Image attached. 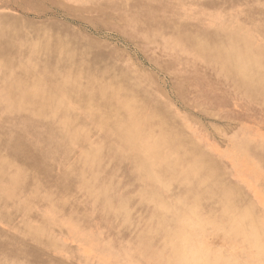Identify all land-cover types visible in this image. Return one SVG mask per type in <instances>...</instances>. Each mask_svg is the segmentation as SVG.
<instances>
[{
    "label": "rangeland",
    "instance_id": "1",
    "mask_svg": "<svg viewBox=\"0 0 264 264\" xmlns=\"http://www.w3.org/2000/svg\"><path fill=\"white\" fill-rule=\"evenodd\" d=\"M51 1L54 4L50 0H0L2 24L9 23L12 27L16 19L15 22L27 25L51 26L60 38L79 36V48L73 49L92 67L93 77L115 81L119 93L149 120L148 128L164 129L189 158H200L201 163L227 184L236 185L241 198L244 196L254 205L260 231L264 233V170L256 158L241 151L239 144L245 138L252 140V146L264 144V102L256 99L255 103L247 98L248 90L238 83L237 73L225 78L217 69H207L186 47L185 41L179 47L172 40L181 39L184 31L209 37V42L227 36L223 31L216 36V32H211L214 30L198 21L201 17L206 21L198 14L207 13L206 17L218 11L224 25L241 28V34L260 53L264 65V0H205V4L202 0ZM109 2H114L117 12H106ZM102 6L104 11L100 10ZM186 15L190 17L185 19ZM3 54L4 58L13 57L11 50ZM44 56L41 63L49 61ZM123 72L129 73V77H122ZM43 73H46L43 68L37 71L39 75ZM4 77L10 81V76L0 71V160L13 163L9 175L17 169L23 175L22 188L15 199L0 200V209L8 214L6 219L10 222L0 233L4 244L0 248V264H165L172 250L167 232L160 228L155 216L158 213L155 203L144 194L145 183L140 173L134 171V164L116 157L117 141L95 123L86 122L87 141L69 151L64 160L50 163L48 174L39 166L13 160L9 152L12 147L3 143L7 132L15 131L10 125L22 114L9 109L16 99L13 94L5 93ZM21 77L18 79L24 82L26 77ZM40 86L46 88L45 84ZM48 127L57 132V125ZM12 142L9 137L8 143ZM88 143L104 146L94 165L84 158ZM234 147H239L241 152L232 153ZM248 167L253 173L261 172L252 182L240 174ZM162 191L170 201L184 194L183 187ZM26 199H30L31 210L25 212L18 207L11 210L9 205L13 201ZM121 203L124 208L120 209ZM168 215L170 222H174L169 225L168 233L174 235L180 230V223ZM66 221L78 222V231L71 226L67 232L63 223ZM27 223L38 229L43 243L28 233ZM203 232L190 244L191 248H200L190 254L200 257L199 264L204 261L217 264L221 257L238 253L244 260L248 259L247 238L235 233L231 226L207 224ZM85 236L89 244H85ZM43 244L48 247L43 248ZM25 250L32 252L31 258Z\"/></svg>",
    "mask_w": 264,
    "mask_h": 264
},
{
    "label": "bare ground",
    "instance_id": "2",
    "mask_svg": "<svg viewBox=\"0 0 264 264\" xmlns=\"http://www.w3.org/2000/svg\"><path fill=\"white\" fill-rule=\"evenodd\" d=\"M201 2L205 4V0ZM50 3L54 4L51 0ZM61 6L70 13L64 5ZM100 10L104 11V6ZM108 10L117 12L114 2H109L106 12ZM118 14L123 18L121 13ZM205 14L207 13L198 15L204 16L206 21L203 17L198 21L202 22L204 27H209V30H214L211 32H216V36L222 31L226 32L227 36L209 42L207 40L209 37L184 31L181 39H172L174 43L180 47L185 41L186 47L194 52L199 62L209 70L217 69L225 78L237 73L238 83L248 90L247 98L255 103L264 102V65L260 61V53L246 41L240 27L224 25L218 11H213L206 17ZM188 15L184 18L190 17ZM2 20L3 17H0V71H5L10 76V81L5 77L2 81L5 93L13 94L16 99L9 105V109L22 114L21 118H17L14 124L10 125L15 131L7 132L8 137L3 143L6 147V144L12 147L9 148V152L13 160H23L24 164L39 166L43 170L46 169L48 174L50 163L64 160L69 151L71 152L82 141H87L85 125L86 122L92 121L98 129L105 131L106 135H111L117 141L115 149L123 156L116 151V157L130 160L134 164V171L140 173L142 182L145 183L144 194H148L147 199L155 203L158 212L155 216L159 220L160 228L167 232V242L172 250L169 257L171 259L166 258L165 264H199L200 257L190 254L200 248H191L190 244L196 240L198 234L204 233L203 226L207 224L215 227L231 226L235 233L245 235L249 246L247 248H250L247 260L238 253L240 256L221 257L217 264H264V233L260 231L254 205L244 196L241 198L236 185L227 184L214 170L201 163L200 158H189L164 129L148 128L149 124L146 123H149V120L143 117L140 108H135L129 99L119 93L120 87L115 81L95 79L90 71L92 67L83 61L82 56L78 57L79 55L75 54L76 49H73L79 48V36L60 38L61 36L52 32L53 29L48 25H27L25 22L17 23L16 19H13L15 25L9 27V23L8 26H4ZM20 27L27 28L28 31H21ZM66 39L71 42H66ZM71 45L74 47L70 48ZM7 50L12 51L13 57H2ZM43 56L49 61L41 63ZM42 68L46 73L37 74ZM48 68L49 72L46 71ZM129 75L127 72L121 74L122 77ZM21 76L26 77L24 82L18 79ZM40 84H45L46 88L41 89ZM19 120L21 121L16 123ZM48 125L55 127L57 125V132L52 128L51 131ZM9 137H12V143H8ZM250 141L252 140L248 138L240 140L241 151L248 153L254 160L256 158L261 165L260 169L264 170V144L252 146ZM85 145L84 158L94 165L104 146L95 147L89 143ZM238 151L241 152L240 148L234 147L232 153ZM162 155H165L164 159ZM12 166V162L0 160V200L6 202L14 200L22 188L23 171L17 169L9 175ZM240 174L251 182L260 176L256 172L253 173L249 167L243 169ZM173 184L177 185L172 186ZM182 187L184 194L172 201L162 191ZM262 194L264 195V191ZM9 206L11 210L18 207L25 212L33 208L30 199L20 200L18 203L13 201ZM119 208H124V205L121 203ZM168 214L173 215L174 221L180 223V230L175 231L174 235L168 233L169 225L174 224L168 219ZM7 215L0 209L1 234L10 226L9 220L6 219ZM63 223L67 227V232L72 229L71 226L78 231L76 227L78 222ZM5 225V228H1ZM27 231L37 236L36 238L43 243L38 236V229L31 223H27ZM86 240L88 238L85 236V244H89L90 241ZM42 247L48 246L43 244ZM0 248H4L3 242L0 243ZM25 253L32 257L30 250ZM203 264L213 263L204 261Z\"/></svg>",
    "mask_w": 264,
    "mask_h": 264
}]
</instances>
